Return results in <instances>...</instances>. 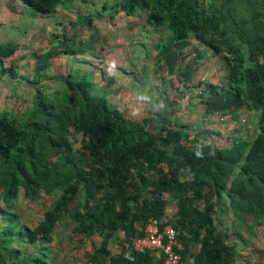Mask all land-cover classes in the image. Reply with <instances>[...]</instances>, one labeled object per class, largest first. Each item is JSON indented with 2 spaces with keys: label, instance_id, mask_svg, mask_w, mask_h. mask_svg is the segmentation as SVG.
<instances>
[{
  "label": "trees",
  "instance_id": "obj_1",
  "mask_svg": "<svg viewBox=\"0 0 264 264\" xmlns=\"http://www.w3.org/2000/svg\"><path fill=\"white\" fill-rule=\"evenodd\" d=\"M5 1L13 12L12 2L19 1L41 17L76 1L87 3ZM119 13L129 19L145 14L147 25L165 29L167 37L158 44L162 63L168 71L184 63L178 71L186 83L193 74L189 55L196 68L205 55L217 57L227 74L221 85L205 84L203 115L236 121L241 110L256 113L255 138H232L230 145L216 147L167 116L130 121L105 97L91 94L100 90L85 75L78 81L59 75L60 82L46 73L51 60L75 56V50L58 51L57 45L34 54L32 78L21 77L34 88L32 107L21 116L0 112V264H52L47 244L65 220L84 238L101 237L86 264H161L155 252L132 246L151 218L179 232L180 264L190 249L192 264H234L239 245L231 236L246 244L243 233L251 235L264 223V0H113L94 16ZM77 19L93 28L92 16ZM192 43L197 49L188 54ZM90 44L91 39L79 46ZM18 48L0 43V78H16L17 68L4 62ZM53 80L62 90L44 93L41 81ZM71 132L80 136L77 148ZM42 194H57L42 221L35 228L20 224L14 212L18 197ZM224 201L232 229L220 236L217 216ZM113 242L116 251L110 249Z\"/></svg>",
  "mask_w": 264,
  "mask_h": 264
},
{
  "label": "rangeland",
  "instance_id": "obj_2",
  "mask_svg": "<svg viewBox=\"0 0 264 264\" xmlns=\"http://www.w3.org/2000/svg\"><path fill=\"white\" fill-rule=\"evenodd\" d=\"M112 1L87 0L84 5L76 1L71 6V13H67L68 17L61 20L58 27L56 15L42 18L25 7L22 14L19 13V20H22L20 31L8 33L0 28V42L9 40L19 46L12 59L4 62L6 67L17 68V76L10 78L4 75L0 78V112L7 111L21 116L32 107L34 88L21 77L32 78L37 64L34 54L41 56L58 45V51L70 48L77 54L71 57L60 55L51 60V70L47 69L46 73L60 77V82L65 75H71L75 81L85 75L86 81L94 83L100 90L92 89L91 94L105 97L109 106L130 121L141 120L153 114L167 116L172 125L187 126L192 133L200 134L202 141L216 147L230 145L232 138H243L247 141L255 138L257 114L250 118L248 113H244L236 121L229 116L203 115L201 96L207 89L205 84L221 85L227 74L217 57L205 55L204 64L196 68L190 60L194 55H189L187 62L191 65L193 74L186 83L178 71L185 68L184 63L170 71L162 63L158 44L167 37V32L164 28L155 30L153 26L147 25L145 14L130 19L122 13L104 14L103 18L94 16L102 11L104 4L109 5ZM2 3L6 4L0 0V7ZM21 5L13 4V7L19 9L18 6ZM83 16H92L93 28L89 29L82 22L76 21ZM62 34L69 39L73 38L77 44L74 45L72 41L64 42ZM89 39L93 41L94 47L92 44L79 46ZM88 49L91 52H87ZM196 49V44L192 43L185 50L189 54ZM41 84H44L45 87H41V90L46 94L62 90L58 80L41 81ZM205 96H208L206 92ZM226 134L231 136L226 137ZM69 139L73 147L77 148L80 136L71 132ZM56 198L57 194H42L33 200L19 196L14 203V212L19 223L35 228ZM221 205L222 212L217 216L218 226L221 228L220 236L226 232V228L232 229V217L225 204L221 202ZM238 230L243 232L241 228ZM251 232V235L243 233L246 244L231 236L239 245V257L234 264H264V223L254 227ZM100 242L99 236L87 239L76 234L65 220L57 224L47 246L51 251L52 264H86V255L92 253ZM113 248L114 245L111 244L110 249L115 251Z\"/></svg>",
  "mask_w": 264,
  "mask_h": 264
},
{
  "label": "built area",
  "instance_id": "obj_3",
  "mask_svg": "<svg viewBox=\"0 0 264 264\" xmlns=\"http://www.w3.org/2000/svg\"><path fill=\"white\" fill-rule=\"evenodd\" d=\"M179 232L172 226L160 228L159 222L151 218L147 221L144 236L133 241V249L138 252L150 250L158 252L161 264H180L181 256L176 252L179 248Z\"/></svg>",
  "mask_w": 264,
  "mask_h": 264
},
{
  "label": "crops",
  "instance_id": "obj_4",
  "mask_svg": "<svg viewBox=\"0 0 264 264\" xmlns=\"http://www.w3.org/2000/svg\"><path fill=\"white\" fill-rule=\"evenodd\" d=\"M4 2H6L5 0H3ZM13 4H16V5H21V3L19 2V1H14V2H12ZM18 3H20V4H18ZM73 4V3H72ZM72 4H71V6H72ZM71 6L67 9L66 7H58L57 9H56V13L54 14V15H50V16H43L42 18H51V17H53V16H55L56 15V27H58V24H61V20H63V19H65V18H67L68 16H67V13L68 12H70V10H71ZM19 7V9L17 8H14V12L13 11H11V10H9V8H7V5L5 4V5H3V3H2V6L0 7V12H1V15L2 16H0V28L1 29H3V30H6V31H8V33H10V32H15V31H20V26H22V23H21V21L22 20H19V17L21 16V14H22V12L21 11H23V9L25 8L23 5H21V6H18ZM17 10H20L19 12H17ZM21 12V14H19ZM71 13V12H70ZM70 13H68V14H70ZM3 17H4V20H3ZM41 19V18H40ZM39 19V20H40ZM76 21H77V19H76ZM71 22H74V21H71ZM4 42H11V41H9V40H6V41H2V42H0V43H4ZM17 44V43H16ZM18 45V44H17ZM85 59H87V58H85ZM78 60V59H77ZM85 67V66H84ZM83 68V67H82ZM84 69H87V68H84ZM88 73V72H87ZM137 94H139V93H137ZM244 113H248V115H249V117L251 118H253V115L254 114H256V113H249V112H246L245 110H241L240 112H239V115L241 116L242 114H244ZM227 135V136H226ZM226 135H224V136H226V137H230L231 135H229V134H226ZM223 136V137H224ZM224 204H226L225 202H223ZM229 211V210H228ZM229 214H230V216H231V213H230V211H229ZM227 229V228H226ZM122 236L123 235H120L119 236V238L120 239H122ZM113 245H114V248H113V250H117L118 249V246H117V244L116 243H112ZM190 254H189V257L187 258V261L186 262H184V264H192V258H191V254H192V249H190L189 251H188ZM155 254H156V256H158V257H160V254L158 253V252H155Z\"/></svg>",
  "mask_w": 264,
  "mask_h": 264
}]
</instances>
